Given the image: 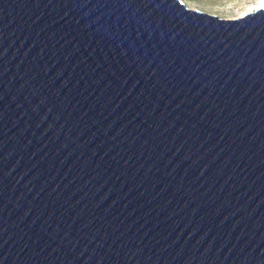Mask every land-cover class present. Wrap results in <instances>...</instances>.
I'll list each match as a JSON object with an SVG mask.
<instances>
[{
    "label": "water",
    "instance_id": "obj_1",
    "mask_svg": "<svg viewBox=\"0 0 264 264\" xmlns=\"http://www.w3.org/2000/svg\"><path fill=\"white\" fill-rule=\"evenodd\" d=\"M0 264H264V6L0 0Z\"/></svg>",
    "mask_w": 264,
    "mask_h": 264
},
{
    "label": "rangeland",
    "instance_id": "obj_2",
    "mask_svg": "<svg viewBox=\"0 0 264 264\" xmlns=\"http://www.w3.org/2000/svg\"><path fill=\"white\" fill-rule=\"evenodd\" d=\"M189 7L198 8L220 17H234L236 12L254 5L258 0H183Z\"/></svg>",
    "mask_w": 264,
    "mask_h": 264
},
{
    "label": "bare ground",
    "instance_id": "obj_3",
    "mask_svg": "<svg viewBox=\"0 0 264 264\" xmlns=\"http://www.w3.org/2000/svg\"><path fill=\"white\" fill-rule=\"evenodd\" d=\"M262 6H264V0H258L254 5H250L248 7L243 8L241 11L236 12L234 17L241 16L246 12L253 11L254 9Z\"/></svg>",
    "mask_w": 264,
    "mask_h": 264
}]
</instances>
